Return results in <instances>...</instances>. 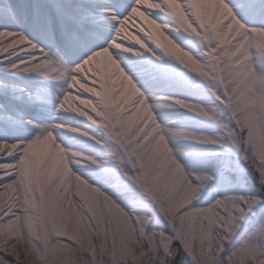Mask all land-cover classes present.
Returning a JSON list of instances; mask_svg holds the SVG:
<instances>
[{"label": "snow or ice", "instance_id": "6c2138e0", "mask_svg": "<svg viewBox=\"0 0 264 264\" xmlns=\"http://www.w3.org/2000/svg\"><path fill=\"white\" fill-rule=\"evenodd\" d=\"M0 264H264V0H0Z\"/></svg>", "mask_w": 264, "mask_h": 264}]
</instances>
